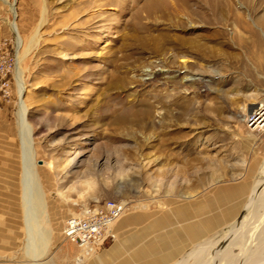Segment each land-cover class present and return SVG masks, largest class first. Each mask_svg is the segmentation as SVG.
Returning <instances> with one entry per match:
<instances>
[{"label": "rangeland", "instance_id": "rangeland-1", "mask_svg": "<svg viewBox=\"0 0 264 264\" xmlns=\"http://www.w3.org/2000/svg\"><path fill=\"white\" fill-rule=\"evenodd\" d=\"M118 1L0 0V84L5 83L0 89V264L30 263L24 253L21 215L20 108L52 235L40 264H75L79 249L63 237L61 228L67 217L87 204L119 200L126 205L123 215L142 213L148 222L150 213L162 212L174 202L198 197L214 202L218 188L245 183L235 215L180 260L229 229L260 171L264 132H255L252 139L244 108L264 97V35L259 34L263 61L257 62L252 58L256 48L246 52L240 46L241 38L249 36L241 26H235L228 47L223 35L233 31L228 24L210 26L186 15V27L170 34L191 37V48L178 52L171 63L175 53L170 50L150 54L120 49L123 39L134 33L132 14L145 0H138L136 7ZM206 2L191 0L189 5L204 15ZM227 3L247 21L264 19V0ZM31 38L35 41L30 47ZM97 76H118L120 84L106 87L98 83L105 79ZM156 92L159 98L154 97ZM105 95L139 107L147 104L154 125L129 129L114 125L111 117H101L106 112L101 100ZM258 210L261 214L264 208ZM260 219L249 218L248 229H254L248 233L253 235L231 248L238 264L249 249H256L264 224ZM263 242L254 252L256 264H264Z\"/></svg>", "mask_w": 264, "mask_h": 264}, {"label": "bare ground", "instance_id": "bare-ground-1", "mask_svg": "<svg viewBox=\"0 0 264 264\" xmlns=\"http://www.w3.org/2000/svg\"><path fill=\"white\" fill-rule=\"evenodd\" d=\"M137 1L138 0H132V1L119 0L118 2L121 3L122 6L124 5L128 7L129 6L136 7ZM190 1L191 0H145V3L141 7H138L136 12L132 14L129 22L132 24L134 33L130 35L131 37H129L128 39L126 40L125 38L123 39L122 45H120V49L127 47L131 50V53L147 52L150 54H158L160 52L162 53L166 50H170L173 53H175L173 55V59L170 61L171 63H174L175 55L178 52L180 53L186 52L188 51L189 48H191L190 46L191 37L170 34L172 30L182 29L186 27V25L188 24V21H187L188 19L187 17L185 18V16L187 15L189 20L191 21L193 20L201 21L210 26L217 25V24H223V25L228 24L233 30L231 32L227 31L223 33V35H225V38H226L225 44L228 47H230V45L233 43L232 39H233L234 30H236L234 29L236 28L235 26H238V27L241 26L244 29V31L247 32V34H249L248 37L246 36V37L241 38V42H240L241 48H243L246 52L247 51L251 52L250 51L251 46L256 48L257 49L256 51L252 50V58L255 59V61L257 62L263 61L262 60L263 58L261 55L263 51V43H262V40L259 34L261 32L264 35V19L249 18L248 19L249 21H247L243 17L235 15L233 11L230 9V7L227 8L229 6V4L227 3L228 0H222V3L224 5L223 4L219 5L221 3V2L220 3L218 2L219 0H207L206 2L208 3V7H207L208 11L206 13L207 15L206 14L200 15L199 12L190 8V5H189ZM225 1H226V4L224 3ZM102 2L104 1H101L99 3L101 4ZM108 2L107 3L104 2V3L107 5ZM130 3L132 4L130 5ZM221 14H223V16L224 14L226 15L225 17L222 18L220 17ZM250 22L251 24H253V28L250 27ZM91 27L92 26H90V28ZM254 28H256V30ZM34 41L35 40L33 38L30 39L29 41L30 47L34 43ZM187 43H189V45H187ZM29 48L26 51H28ZM122 57L123 59L125 58L124 56ZM113 63H114V66H118V63H116L115 60H113ZM103 78L105 79V82L101 80L98 83L103 84L106 87L108 86L118 87V85L120 84V82L118 81V76L117 78L113 76H111L110 78L97 76V80L103 79ZM154 97L159 98L160 94L156 92L154 94ZM101 100H102L103 106H105V103H106V112L102 113L101 117H104V118L111 117L113 124L117 126L119 125L120 128L121 127L122 128L125 127L128 129L133 128V127L145 128L148 126V124L151 121L150 120L151 116H150V113L148 112L149 106L147 104L145 105V107L143 106L139 107L134 102H125L124 98L123 99L118 98L117 95H115L114 97H109L105 95ZM174 100L175 98L172 99V101ZM143 104H145V102ZM244 112H245L244 120L247 126L250 127L251 130L254 132V133H251L250 136L252 137L253 140H255L256 139L255 137L257 136V134L264 132V97L258 100L257 103L246 104L244 108ZM17 114L19 117L18 126H19L20 141H21V153H22V159H23V164H24V169L22 173L23 189L21 192V196H22L21 215H22L24 234H25V238H24V251L25 252L24 253L30 260L29 264H40L39 260L46 253L48 245L50 241L52 240V235H51L50 230L48 229V219L45 216L44 204L41 200L42 192L40 191L38 184L35 182V172L33 171L34 167H33V164L31 163L32 154L30 151L28 126L24 122V119H23L24 114L22 113L21 108L18 109ZM100 114L101 113H99V116ZM151 124L154 125V122L150 123L149 125ZM155 160L156 159H153V161ZM260 166H261L260 171L246 199V201L249 200L248 204H251L250 209L245 214V216L241 219L239 224L235 226V221H236L235 219L229 225V229L227 228L228 230H230L231 228H232L231 230H236L233 233L232 237L227 241L226 244L223 245V241L227 235L226 232H228L227 230L225 233L218 236L213 241L208 242V245H210V247H208L206 251L204 252V256L201 259V261L199 259L201 258L202 253L194 252L190 254L188 253L186 256H184L180 264H201V263L202 264H228L227 263L229 261L228 259L231 258L230 255L232 253L231 248H233V246L235 245H240L243 240L247 242L250 236L253 235L251 233H248L249 232L248 230L253 228L254 226L248 229L247 220L249 218H257V219L259 218L260 219L261 217L262 219H260L259 224H261L264 221V211L263 213L260 214L258 210L261 207L264 208V186L259 189L258 193H256L254 197L252 196L255 190L257 189L258 185L264 178V153H263ZM255 229L257 228L255 227ZM256 239L258 240L256 249L255 250L249 249L246 259H244L241 262L242 264H256L257 263L258 259L256 258V254L254 252L258 249V247L261 248L260 246L262 244V241H264V224L258 231ZM212 247L214 248V250L210 258L209 254L211 253V251L209 253L208 249L210 250L212 249ZM219 247H221V249ZM241 248L243 250V247ZM215 250L219 251L218 259L216 262L213 259V254L214 252H216ZM82 252L81 253L79 252V254L75 257V264H81L83 260L86 257H88L86 256L84 252L83 253ZM189 259H192L191 263H189ZM237 262H238V257L235 256L232 264H238Z\"/></svg>", "mask_w": 264, "mask_h": 264}, {"label": "crops", "instance_id": "crops-1", "mask_svg": "<svg viewBox=\"0 0 264 264\" xmlns=\"http://www.w3.org/2000/svg\"><path fill=\"white\" fill-rule=\"evenodd\" d=\"M245 188V183L218 188L214 194V202L217 203L199 197L174 202L170 208L162 212L155 215L150 213L148 222L144 220L145 215L142 213L122 215L116 220L118 225L115 222L113 226L115 239L104 243L95 256L86 260L85 264H170L202 240L206 234L213 232L235 215L237 198ZM247 197L248 195L243 205ZM217 206H224L226 210L217 213L215 211ZM131 228L132 231L129 232ZM206 243L197 245L201 246L195 247L189 254L201 252L199 259L201 261L204 252L210 247L208 242ZM231 255L228 264L234 261V256ZM183 258L174 264H180Z\"/></svg>", "mask_w": 264, "mask_h": 264}, {"label": "built area", "instance_id": "built-area-1", "mask_svg": "<svg viewBox=\"0 0 264 264\" xmlns=\"http://www.w3.org/2000/svg\"><path fill=\"white\" fill-rule=\"evenodd\" d=\"M5 83L0 89H5ZM126 211V205L119 200L105 199L87 204L65 219L61 234L79 252L86 256L97 252L104 243L115 239L114 222ZM82 252V253H83Z\"/></svg>", "mask_w": 264, "mask_h": 264}, {"label": "water", "instance_id": "water-1", "mask_svg": "<svg viewBox=\"0 0 264 264\" xmlns=\"http://www.w3.org/2000/svg\"><path fill=\"white\" fill-rule=\"evenodd\" d=\"M264 186V178L262 179V181L260 182V184L258 185V187H257V189L255 190V192L253 193V197L256 195V193H258V191H259V189L261 188V187H263ZM249 201V200H248ZM248 201H246V203L243 205V207H242V209H241V211H240V213H239V215H238V217L236 218V221H235V226L237 225V224H239L240 223V221H241V219L245 216V214L248 212V210L250 209V207H251V204H248ZM232 229V228H231ZM228 230V232H226V238L224 239V241H223V245L224 244H226L227 243V241L232 237V235H233V233L236 231V230ZM222 247V246H221ZM221 247H219L220 249H221ZM219 250V249H218ZM216 251V252H214V254H213V259H214V261L216 262L217 261V259H218V254H219V251Z\"/></svg>", "mask_w": 264, "mask_h": 264}]
</instances>
